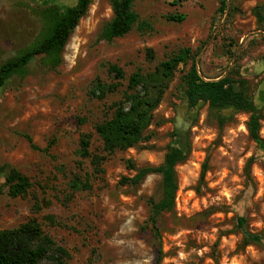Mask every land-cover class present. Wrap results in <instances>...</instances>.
<instances>
[{"label":"rangeland","instance_id":"374dc122","mask_svg":"<svg viewBox=\"0 0 264 264\" xmlns=\"http://www.w3.org/2000/svg\"><path fill=\"white\" fill-rule=\"evenodd\" d=\"M75 2L0 0V65L41 38L45 9L64 12ZM220 6L221 0H136L133 11L143 28L134 26L106 42L99 36L112 17L109 0H91L59 66L50 69L35 57L24 77L13 76L1 88L0 229L34 218L69 252L70 264H154L157 249L159 264H264V20L258 24L254 16L264 0H226L223 13ZM172 15L184 20L168 21ZM186 48L191 59L168 82L146 131L149 139L107 155L103 173L90 180L92 189L72 193V177L90 172L88 162L77 156L80 136L91 134V152L101 153L94 124L122 99L128 78L137 70L155 72ZM192 63L204 80L238 68L249 81L262 112L259 144L248 137V114L224 111L229 120L219 128L216 112L206 105L187 108L181 77ZM111 65L122 71L123 80L114 78ZM255 67H261L258 74ZM96 79L120 86L99 100L93 95ZM185 143L190 153L176 167L174 208L158 222L156 245L147 201L159 199L160 177L148 176L137 187L120 181L135 174L128 161L137 168L155 167L168 146ZM10 169L29 179L32 186L25 196L7 195L4 182ZM240 216L246 219L248 244L236 228Z\"/></svg>","mask_w":264,"mask_h":264},{"label":"trees","instance_id":"16d2710c","mask_svg":"<svg viewBox=\"0 0 264 264\" xmlns=\"http://www.w3.org/2000/svg\"><path fill=\"white\" fill-rule=\"evenodd\" d=\"M135 1L109 0L112 17L101 31L99 36L101 40L111 42L128 34L134 26L143 28L144 24L139 23L138 15L133 11ZM90 5L91 0H76L74 6L64 12L58 11L55 7L45 9L42 18L46 27L41 38L0 65V90L13 76L24 77L28 64L35 57L40 56L50 69L59 66L64 47L79 21L86 16ZM224 10L226 0H221L219 12L223 13ZM254 16L258 24L263 22L264 14L259 10L254 12ZM167 20L181 22L184 16L172 15L168 16ZM190 59V50L182 49L161 62L155 72L144 74L137 70L128 78L122 99L113 102L108 107L107 115L94 124V134L101 142V153L91 152V134H83L79 138L77 156L88 162L90 172L84 171L72 177L68 183L72 193L92 189L90 180L103 173L102 164L107 155L135 148L149 139L146 131L154 122L153 112L159 105L168 82L171 81L178 66H186ZM109 71L114 74L116 80L124 79V74L116 66L111 65ZM181 84L188 109H194L199 104L206 105L210 112H216L214 118L219 128L229 120L220 114L221 110L233 109L235 112L246 113L248 137L257 144L261 142L259 133L262 112L255 104L249 81L240 76L238 68L237 70L233 68L221 79L205 81L199 76L196 65L192 63L188 72L181 77ZM118 86L119 83L105 84L96 79L93 95L101 100L107 94L116 92ZM189 153L190 147L185 143L183 147L168 146L162 162L155 167L137 168L128 161L127 167L135 174L120 181L121 184L137 187L148 176L160 177L159 199L149 198L147 201L149 207L147 223L150 224V232L156 245L160 242L158 222L163 214L172 212L174 208L178 191L176 167L188 159ZM205 171L206 164L202 167L201 181ZM31 186L29 179L16 169L9 170L4 182L6 193L12 199L25 196ZM245 227L246 219L237 217L236 228L243 232V242L248 244ZM70 258L69 252L44 233L41 224L34 218L17 227L0 229V264H70ZM160 260L161 251L157 249L154 264H159Z\"/></svg>","mask_w":264,"mask_h":264},{"label":"flooded vegetation","instance_id":"af4514ba","mask_svg":"<svg viewBox=\"0 0 264 264\" xmlns=\"http://www.w3.org/2000/svg\"><path fill=\"white\" fill-rule=\"evenodd\" d=\"M260 9H261V8H260ZM260 9H259V11L262 12ZM256 12H257V11H256ZM196 68H197V67H196ZM260 68H261V67H255V68H254V71H253L254 74H258V73L260 72V70H261ZM226 74H227V73H226ZM226 74H225V75H226ZM225 75H224V76H225ZM224 76H223V77H224ZM240 76H241V75H240ZM241 77H242V76H241ZM221 78H222V77H221ZM221 78H219V79H221ZM242 78H243V77H242ZM202 79H203V78H202ZM244 79H245V78H244ZM203 80H204V79H203ZM217 80H218V79H217ZM211 81H214V80H211ZM182 91H183V90H182ZM182 93H183V92H182ZM185 103H186V106H187V102H186V100H185ZM187 108H188V107H187ZM189 110H190V109H189Z\"/></svg>","mask_w":264,"mask_h":264},{"label":"water","instance_id":"95a60500","mask_svg":"<svg viewBox=\"0 0 264 264\" xmlns=\"http://www.w3.org/2000/svg\"><path fill=\"white\" fill-rule=\"evenodd\" d=\"M263 8H264V7H262L260 10L262 11ZM198 74H199V73H198ZM199 76H200V75H199ZM200 77H201V76H200ZM205 81H207V80H205ZM227 110H229V109L221 110V111H220L221 115L223 114L224 111H227ZM230 110H233V109H230ZM223 116H225V115H223Z\"/></svg>","mask_w":264,"mask_h":264}]
</instances>
